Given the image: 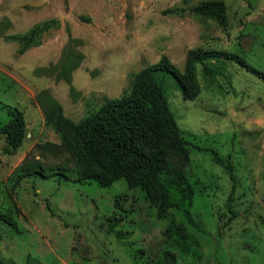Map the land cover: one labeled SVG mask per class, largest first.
<instances>
[{"label":"rangeland","instance_id":"1","mask_svg":"<svg viewBox=\"0 0 264 264\" xmlns=\"http://www.w3.org/2000/svg\"><path fill=\"white\" fill-rule=\"evenodd\" d=\"M203 1L0 0V127L15 108L25 120L14 152L0 134V264H264L262 79L207 60L195 68L198 95L186 100L158 75L188 142L186 153L167 148L168 168L192 191L188 215H160L149 190L124 179L75 182L80 163L39 100H55L77 124L163 56L184 72L195 49L237 54L264 73V0H221L227 26L189 13ZM50 21L37 44L14 39Z\"/></svg>","mask_w":264,"mask_h":264},{"label":"trees","instance_id":"2","mask_svg":"<svg viewBox=\"0 0 264 264\" xmlns=\"http://www.w3.org/2000/svg\"><path fill=\"white\" fill-rule=\"evenodd\" d=\"M189 13L197 18L216 20L222 26L228 24L226 6L221 0L200 2L191 7ZM180 14L183 15L182 11ZM55 26L54 21L45 22L14 39L24 47L35 45L44 31ZM215 59L235 61L264 81V73L237 54L195 49L188 52L184 72L163 56L158 63L134 76L129 92L121 98L107 100L77 124L63 116L61 106L55 100L49 99L45 103L40 98L46 124L60 135L67 150L80 163L75 182L85 184L94 181L106 188L124 179L130 189L140 186L149 190V199L158 206L160 215H165L172 208L183 210L188 215L184 205L191 200L192 191L180 186L181 173L170 170L167 162V148L186 153L188 142L170 111L157 77L173 78L183 98L193 100L199 93L196 65ZM206 72L212 73L209 67H206ZM9 112V121L0 127V134L7 139V153L17 150L25 137L22 112L17 108ZM214 156L217 162L222 163L216 153ZM38 169L29 166L27 171L41 174ZM226 169L235 180L233 169L230 166ZM62 171L57 174L67 176ZM1 218L5 219V215L0 213Z\"/></svg>","mask_w":264,"mask_h":264}]
</instances>
